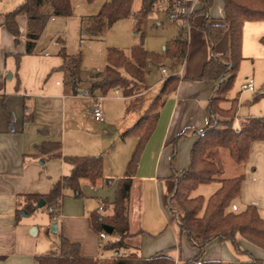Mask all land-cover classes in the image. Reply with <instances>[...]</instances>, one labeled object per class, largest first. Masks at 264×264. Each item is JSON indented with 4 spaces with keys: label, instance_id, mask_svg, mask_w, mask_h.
Masks as SVG:
<instances>
[{
    "label": "crops",
    "instance_id": "0c3cea01",
    "mask_svg": "<svg viewBox=\"0 0 264 264\" xmlns=\"http://www.w3.org/2000/svg\"><path fill=\"white\" fill-rule=\"evenodd\" d=\"M224 6L223 0L213 1L209 12L212 23L222 22ZM4 15L0 12V264H39L36 255L58 250L62 236L79 243L83 256H109L115 253L114 249L105 248L115 237L108 235L101 240L91 226L90 216L93 212L112 214L111 202L116 195L118 178L125 174L139 140L135 136L123 137V134L146 114L152 100L160 93L163 81L171 74L179 75L180 80L173 93L164 95L156 128L141 155L129 200L131 236L128 241L139 246V252L144 257L174 248L171 254L176 262L193 259L198 249L190 243L185 233L180 239L178 225L171 222L169 197L174 187L172 174L189 167L191 149L197 139L193 132L178 138L179 135L188 127L202 130L211 120L207 106L213 94L214 82L200 79L203 66L211 56L206 33L193 26L186 34L190 44L187 58H168L165 63L169 64L170 70L165 64L162 67L149 66L137 94L125 95L122 90L121 95L116 96L114 88L110 90L113 93L105 95L104 120L100 122L93 116V99L104 94L99 90L89 91L87 84L93 73L83 85V79L78 75L82 60L79 65L69 64L59 53L50 57L43 50L35 49L33 54L43 60L40 61V69L26 74L28 77L22 70L21 73L20 70L14 71L9 78L15 57L25 52L27 21L24 16L18 17L22 37L20 44L16 45L4 24ZM55 17L64 16L53 15L49 20ZM91 17L83 18L81 23L84 25ZM203 21V15L195 17L197 24ZM174 23L179 27L177 36L182 30L178 22ZM59 41L64 42L62 38ZM227 47L224 36L217 44V50L221 53ZM241 54L237 77L241 75L244 82L247 78H254L257 73L264 76V20L244 22ZM245 63L251 66L248 74L242 70ZM159 68L166 70L163 77ZM32 77L35 86L38 85L36 92L30 84ZM255 84L260 92L246 91L250 95L241 98L239 94L242 91H233V88L227 100L221 104V107L229 109L233 101L238 100L235 116L237 127L247 117L264 115V93L261 88L264 81L258 85L255 80ZM81 89L83 93L79 92ZM256 96L258 98L253 101ZM135 98L136 104L133 103ZM80 99L87 100L89 121L82 119V108L76 103ZM25 106L29 107L27 113L33 114L31 121L24 120ZM46 142H60L61 147L45 154L39 147ZM100 154L104 156V176L115 180L110 184L103 180L95 185L83 180L85 196H65L61 200L59 216L52 218L48 207L37 208L36 211L43 210L46 214L49 227L53 224V231L60 233V239L55 244L57 248L50 249L42 244L39 252V243L33 248L30 233L34 230L33 233L39 234L40 226L34 223L26 226L21 218L24 215L18 216L20 210H25L26 195L47 194L56 182L68 175L72 166L65 161V156ZM211 156L223 167L222 177L245 174L240 194L231 202L228 211L240 213L249 205H255L264 218V141L256 140L251 144L249 158L242 165L237 164L224 149L213 151ZM220 186L219 181L201 184L192 195H203L208 200ZM237 241L242 252H238L231 241H211L206 246L203 259L248 262L255 257L264 261V249L242 236H238ZM179 243L181 247L176 248Z\"/></svg>",
    "mask_w": 264,
    "mask_h": 264
},
{
    "label": "trees",
    "instance_id": "16d2710c",
    "mask_svg": "<svg viewBox=\"0 0 264 264\" xmlns=\"http://www.w3.org/2000/svg\"><path fill=\"white\" fill-rule=\"evenodd\" d=\"M95 0H88L94 2ZM167 0H141V6L133 11L135 0H107L100 11L91 17L94 25L85 26V33L100 34L110 29L117 21L133 16V31L140 35L137 43L133 44L130 52L118 47H108L106 66L95 76L99 81L93 84V90H100L106 95L115 87H120L125 95H132L138 84L145 81L148 67L163 66L168 58H187L189 53V40L180 32L169 40L164 52L148 50L145 47L144 21L156 12L157 6ZM214 0H201V6L194 11V16L203 15L201 24H192L204 31L207 35L211 56L203 66L200 79L214 82L213 94L207 109L211 115L209 125L196 130L186 128L178 138L189 133H195L197 139L191 149V162L182 172H174L173 191L169 197L171 222L176 223L181 235H187L190 243L198 249L197 255L184 263H178L171 254L174 248L160 250L151 256L144 257L140 248L128 241L131 236L129 200L131 189L136 176L142 152L153 134L159 117V109L164 103V95L173 93L179 83V75L171 74L162 83L160 93L152 100L146 114L132 127L124 132L123 137L135 136L138 143L127 164L125 174L118 178L116 195L112 204V214L103 215L93 212L90 216L92 228L97 232L106 231L114 236L115 240L106 244L105 248L115 250L116 257L106 259L105 264H264L260 258L252 257L248 262H225L222 260H204L206 246L215 239L231 241L238 252L237 237L242 236L256 246L264 249V218L255 205H249L240 213L228 211L231 202L239 196L245 174L225 178L223 167L218 163L212 152L218 149L228 151L232 159L239 165L244 164L250 153V146L256 140L264 141V115L247 117L239 127L236 126V111L238 100L233 101L229 109L221 107L233 89L242 61V26L247 20H264V0H223L224 17L220 23H212L209 16ZM69 17L73 15L72 0H24L13 10L5 13L4 24L14 37L16 45L20 44L22 29L18 17L24 16L27 21V35L24 54L35 52L37 42L51 16ZM226 36L227 50L219 52L217 44ZM64 42H62L63 44ZM59 54L66 63L79 65L82 52L69 55L63 45ZM22 54H18L20 56ZM258 97L256 96L253 101ZM25 106L24 120L31 121L32 113H27ZM175 141V145H176ZM60 142H46L40 145L41 152L48 154L58 150ZM65 161L72 166L71 172L56 182L47 194H27L25 210L33 213L37 204L44 199V207L56 205L65 196L75 198L84 197L82 181L88 180L92 184L105 180L110 184L115 179L104 176V156H65ZM219 181L221 186L209 198L203 195L193 196L192 193L201 184ZM53 218L54 216L51 215ZM105 225L112 227L109 233ZM143 232V231H142ZM179 243L176 248H180ZM80 244L61 237L58 250L36 255L39 264H99L94 256H83ZM104 248V247H103ZM122 250V251H121ZM126 252V256L121 254Z\"/></svg>",
    "mask_w": 264,
    "mask_h": 264
},
{
    "label": "rangeland",
    "instance_id": "374dc122",
    "mask_svg": "<svg viewBox=\"0 0 264 264\" xmlns=\"http://www.w3.org/2000/svg\"><path fill=\"white\" fill-rule=\"evenodd\" d=\"M24 0H0V12L4 14L13 10L19 4H21ZM104 1L107 0H95L94 2H88V0H72L73 5V15L70 17H55L51 20H48L44 30L41 33V36L38 40L36 50L42 51L44 53H48L52 56L56 55L60 52L61 47L64 45L66 47V52L70 55H76L80 51L82 52V63L78 68V75L83 79V85L86 83V80L90 77L89 80V91L93 92V84L99 81V77L95 76L96 73L103 71L106 66V54L108 47H118L126 51V53L130 52V48L133 44L137 43L140 39V35L133 31L134 18L130 16L129 18H125L117 21L110 29L104 30L102 33L98 34H88L85 33V26L93 24L94 20L89 19L86 22L81 23L83 18H88V16L96 15ZM201 4V1L198 3V6ZM141 6V0H135L133 5V11H136ZM167 3L164 2L157 6V10L155 13L151 14L145 21L143 32L145 33V47L151 51L156 52H164L163 45L174 38L179 31L178 24H175L168 18L167 15ZM196 8V9H197ZM198 16V15H196ZM192 16V20L195 21V17ZM196 23V22H195ZM82 25L84 27L83 33L81 32ZM193 27V24H192ZM191 27V28H192ZM182 30V28H181ZM184 36L188 33L187 30H183ZM59 38L64 40L62 44L59 41ZM38 55H20L15 57V61L13 63V69L9 70V73H13L14 71L21 70L25 74V77H28L26 74H30L35 72L37 69H40L42 59L38 58ZM167 60V59H166ZM166 68L170 70L169 64L165 63ZM162 67V66H159ZM162 73H165L162 68H159ZM243 73L248 74L251 72V66L248 63H245V66L242 68ZM163 71V72H162ZM31 78V77H29ZM256 83L261 85L264 81V76L260 74H256L254 76ZM243 78L241 75L237 77L234 83L233 91H240L241 85L243 83ZM33 77L30 81V84L35 87L34 92L38 90V85L35 86L33 81ZM32 82V83H31ZM262 92L264 93V85H262ZM140 90V84H138L137 89L134 91L132 95L137 94ZM80 91H83L81 89ZM100 91V90H99ZM112 91H109V94H112ZM249 92H242L239 94L241 98L249 96ZM227 100V98H226ZM33 101V97H32ZM31 101V102H32ZM71 100H69L70 103ZM264 101V100H263ZM78 106L82 108V119L85 121H89V115L86 112V99L76 100ZM133 103H137V99L133 100ZM94 104V103H93ZM222 104V103H221ZM233 105V103H232ZM96 203V202H92ZM42 209V208H41ZM23 211H19L18 216L23 215ZM62 208L56 216L61 214ZM43 210L34 211L31 215L22 216V220L25 225L34 223L40 226L41 232L33 233L34 230H31L30 239L33 244V248L37 243H39V252L42 247V244L47 248L55 249L56 242L60 239V233L53 231V224L49 227V221L46 214L43 213ZM99 237V235H98ZM103 247V246H102ZM111 256V255H109ZM176 260V259H175Z\"/></svg>",
    "mask_w": 264,
    "mask_h": 264
},
{
    "label": "built area",
    "instance_id": "2783aa9c",
    "mask_svg": "<svg viewBox=\"0 0 264 264\" xmlns=\"http://www.w3.org/2000/svg\"><path fill=\"white\" fill-rule=\"evenodd\" d=\"M201 0H167V15L168 18L173 21V22H178L182 28V30H187V32L191 29L192 27V16L194 14V11L197 8L198 3ZM165 72L166 70L163 69ZM241 91L246 92H260V90L257 88L255 84L254 78L250 77L247 78L241 85ZM80 93H83L82 91H79ZM114 92L116 96H120L122 89L120 87H115ZM106 98L105 95H99L94 97L93 101V116L96 121H103L104 120V99ZM61 200L59 203L56 205H50L48 206L47 210L48 213L56 216L57 213H59L61 209ZM99 238L101 240H105L108 237V233L106 231H101L98 233ZM122 256H126L127 253L123 252L121 254ZM118 255H111V256H106V255H98L97 258L99 259V264H105L104 261L106 259H110L112 257H116ZM200 263V262H199ZM201 264V263H200Z\"/></svg>",
    "mask_w": 264,
    "mask_h": 264
},
{
    "label": "water",
    "instance_id": "95a60500",
    "mask_svg": "<svg viewBox=\"0 0 264 264\" xmlns=\"http://www.w3.org/2000/svg\"><path fill=\"white\" fill-rule=\"evenodd\" d=\"M11 76H12V73H9V78H10ZM45 204H46L45 200L42 199V200L37 204V208H42L43 206H45ZM23 215L28 216L29 213L25 210V211L23 212ZM104 227H105V229H106L109 233L112 232V227H111V226H109V225H105Z\"/></svg>",
    "mask_w": 264,
    "mask_h": 264
}]
</instances>
